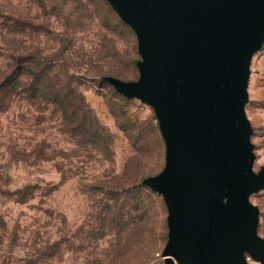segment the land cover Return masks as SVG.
<instances>
[{"label": "rangeland", "instance_id": "obj_1", "mask_svg": "<svg viewBox=\"0 0 264 264\" xmlns=\"http://www.w3.org/2000/svg\"><path fill=\"white\" fill-rule=\"evenodd\" d=\"M19 55L46 72L40 105L15 97L0 114V264H164L167 209L141 185L162 171L164 141L152 108L103 80L138 79L130 27L105 0H0V67ZM58 79L70 82L68 99L52 86ZM247 94L257 172L264 44L252 57ZM20 151L24 162L11 157ZM26 185L37 186L33 198L15 203L11 194ZM250 201L264 239V189Z\"/></svg>", "mask_w": 264, "mask_h": 264}, {"label": "water", "instance_id": "obj_2", "mask_svg": "<svg viewBox=\"0 0 264 264\" xmlns=\"http://www.w3.org/2000/svg\"><path fill=\"white\" fill-rule=\"evenodd\" d=\"M131 28L138 79L106 77L150 106L165 145L162 171L142 181L167 209L164 264H264L251 195L245 113L250 63L264 44V0H105Z\"/></svg>", "mask_w": 264, "mask_h": 264}, {"label": "trees", "instance_id": "obj_3", "mask_svg": "<svg viewBox=\"0 0 264 264\" xmlns=\"http://www.w3.org/2000/svg\"><path fill=\"white\" fill-rule=\"evenodd\" d=\"M23 61H24V56L19 55L16 58V63L14 66H10L7 63V64L0 67V114L7 110L8 104L10 103L11 99L15 98V97L19 98L20 100L31 102L32 104H38V105L41 104V102L38 101V100H40L39 92H40V87L42 85L40 83V77H41L43 72H46V70H41L40 65L35 60L34 61L36 63L34 64V67H32V68L25 67ZM63 75H65V74H63ZM66 77H68V76H66ZM108 77H110V76H108ZM105 78L106 77L103 78L104 82L109 84L114 89V87L109 82H107L105 80ZM28 81H30V82L28 83ZM65 82L58 79L57 81L55 80V83L52 84V86L56 87L58 90H62V89L66 90L67 96L65 97V99H68V95H69V97L72 95V91H71L72 86L69 84L70 82H68V81L66 83ZM52 86L50 87L51 89H52ZM114 91L118 95H120L121 97L125 98L124 96L119 94L115 89H114ZM125 99H127V98H125ZM128 100H131V99H128ZM42 101H45V100L42 99ZM50 102H51V100L45 101L43 103H50ZM81 109L82 108H79V110H81ZM84 111L85 110L83 108L82 112H84ZM78 121H79V127L84 128V126L87 123L86 117L81 116V119ZM39 156H41V154H39L38 157ZM11 157H12V159L22 161V162H24V160H26L28 158L27 154L24 151L17 152L15 155H13L11 153ZM141 185L143 187L150 189L149 187L144 186L143 184H141ZM36 190H37V186L26 185L23 188H21L17 191H14L11 194V197L13 198V201L15 203L24 204L33 198Z\"/></svg>", "mask_w": 264, "mask_h": 264}, {"label": "built area", "instance_id": "obj_4", "mask_svg": "<svg viewBox=\"0 0 264 264\" xmlns=\"http://www.w3.org/2000/svg\"><path fill=\"white\" fill-rule=\"evenodd\" d=\"M246 261L248 262V264H252V259L251 258H249V257H246Z\"/></svg>", "mask_w": 264, "mask_h": 264}]
</instances>
